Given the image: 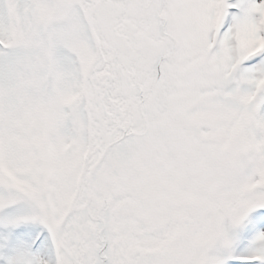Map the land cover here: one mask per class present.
<instances>
[{
    "label": "snow or ice",
    "instance_id": "6c2138e0",
    "mask_svg": "<svg viewBox=\"0 0 264 264\" xmlns=\"http://www.w3.org/2000/svg\"><path fill=\"white\" fill-rule=\"evenodd\" d=\"M0 264H264V0H0Z\"/></svg>",
    "mask_w": 264,
    "mask_h": 264
}]
</instances>
